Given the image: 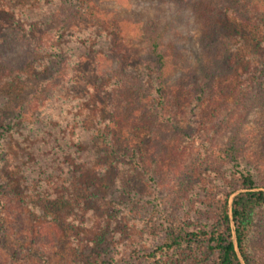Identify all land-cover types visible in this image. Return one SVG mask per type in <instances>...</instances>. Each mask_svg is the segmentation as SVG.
Instances as JSON below:
<instances>
[{
  "label": "rangeland",
  "instance_id": "rangeland-1",
  "mask_svg": "<svg viewBox=\"0 0 264 264\" xmlns=\"http://www.w3.org/2000/svg\"><path fill=\"white\" fill-rule=\"evenodd\" d=\"M60 1L0 0V40L15 29L37 27L29 16L32 7L40 20H54ZM73 1L85 9L89 30L64 39L70 55H83L70 61L72 87L47 95L50 100L41 105H28L32 79L24 88L14 81L0 86V264H217L206 237L146 255L167 233L221 230L230 196L248 189L240 170L250 171L255 188L264 189V86L250 105V82L264 78V17L257 29L262 42L237 54L234 70L215 78L213 92L210 83L202 94L198 88L182 92L176 85L179 107L173 128L163 125L153 142L147 145L141 138L135 148L117 138L114 154L108 155L104 147L95 150L97 142L88 138V81L97 82L108 70L129 69L154 88L155 73L140 58L123 64L105 57L111 45L100 31L101 13L115 8L119 18L130 20L122 32L132 42L146 23L161 22L167 38L179 43L168 78L176 84L189 80L188 75L199 83L205 79L192 68L208 44L198 37L190 15L196 0L174 7L155 0ZM84 38L87 45L79 46ZM41 52L54 60L48 50ZM13 99L21 107L12 109ZM18 111L28 115L20 120ZM47 122V132H41ZM119 152L132 153L131 158ZM89 162L99 168L90 171ZM246 226L249 262L264 264V206L252 212Z\"/></svg>",
  "mask_w": 264,
  "mask_h": 264
},
{
  "label": "trees",
  "instance_id": "trees-1",
  "mask_svg": "<svg viewBox=\"0 0 264 264\" xmlns=\"http://www.w3.org/2000/svg\"><path fill=\"white\" fill-rule=\"evenodd\" d=\"M155 1L160 5L167 3L172 7L179 6L180 2H183V0ZM188 3L192 2L186 0L185 4ZM189 10L192 21L200 32L198 37L208 44L202 45L203 54L197 57L195 68H192V71L197 69L204 74L205 79L201 83L194 77L190 78L189 75V80H182L179 84L169 81V75L171 76V71H174L173 68L177 64L176 53L179 43L167 38L166 27L160 25L161 22L146 23V27L140 28L135 33L136 42H132V38L122 32V24L129 23L130 20L119 18L115 8L101 13L105 20L99 24L100 31L105 34L104 38L109 40L111 45L107 55L104 54L105 57L123 64L140 58L154 71L155 87L152 88L154 83L151 82L149 86L144 77L129 69L108 70L99 74L97 82L88 81L87 97L84 98L90 107L84 123L90 129L88 138H93L97 142L95 150L104 147V150H107L105 152L112 155L119 139L124 138L128 140V148H131L132 144L134 147L141 138L146 139L147 145L153 142L156 139L154 135L162 131L163 125H170L172 128L174 126L179 107V97L174 92L176 85L182 92L185 89L189 92L193 88H198L201 94L205 87L210 88L212 85L213 92L215 78L221 80L234 70L237 54L243 50L248 53L251 44L258 45L263 40L257 29L264 17V0H196ZM56 11L53 14L54 20L51 18L43 21L40 20L37 9L32 7L29 16H32L31 20H37L34 23L37 27H33L30 31L15 29L12 35L0 40V86L5 87L4 85L14 81L24 88L32 79L34 91L29 95L28 105L34 101L41 105L50 100L47 95L54 92L61 93L72 87L75 79L67 77L71 69L70 61L80 60L83 56L81 54L73 57L63 46L65 37L89 30L84 25L88 17L85 9L72 0H62ZM88 41V38H84L79 40L78 44L84 46ZM137 45H140L139 50ZM41 50L51 52L54 60L49 59L51 54L45 55L43 52L40 54ZM247 64H250L249 61ZM73 67L72 71H74ZM97 68L96 64V73ZM263 86L262 75L261 78L250 82V89L254 92L250 105L259 99ZM157 97L159 103L155 102ZM12 102V109L21 107L18 103L15 105V99ZM18 113L20 120L28 115L25 111ZM3 114L4 112L0 111V119L3 118ZM48 124V122L44 124L41 132H47L43 129L47 128ZM7 125L12 126L10 123ZM0 135L3 136V131H0ZM101 138L103 142L98 145ZM104 150L98 155H103ZM119 154H123L127 159L132 155L122 152ZM96 164L89 162L87 169L93 171L99 168ZM110 166L108 164L105 168ZM42 168L45 170V167ZM102 168L101 170L104 171ZM239 173L244 186L248 188L256 186L250 171L240 170ZM263 206L264 191L262 190L240 193L232 203L231 214L235 224L237 247L246 264H250L247 256L246 223L252 212ZM202 237H206L207 248L215 254L217 264H241L232 241L227 203L222 213L221 230L213 228L167 233L156 251L146 256L155 257L159 251H170L183 244H195L201 241Z\"/></svg>",
  "mask_w": 264,
  "mask_h": 264
},
{
  "label": "water",
  "instance_id": "water-1",
  "mask_svg": "<svg viewBox=\"0 0 264 264\" xmlns=\"http://www.w3.org/2000/svg\"><path fill=\"white\" fill-rule=\"evenodd\" d=\"M249 190H253V191H259V190H262L264 191V189H261V188H248L246 191H249ZM234 196L235 195H231L230 198H229V201H228V216H229V219H230V225H231V233H232V241L235 245V250H236V253H237V256H238V259L239 261L241 262V264H244L243 260H242V257H241V254H240V251L237 247V241H236V233H235V226H234V222L232 220V214H231V208H232V203H233V200H234Z\"/></svg>",
  "mask_w": 264,
  "mask_h": 264
}]
</instances>
